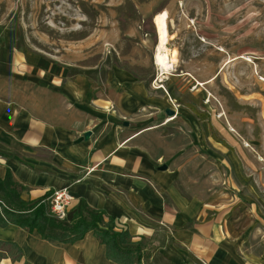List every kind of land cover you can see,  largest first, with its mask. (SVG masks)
<instances>
[{
  "label": "crops",
  "instance_id": "crops-1",
  "mask_svg": "<svg viewBox=\"0 0 264 264\" xmlns=\"http://www.w3.org/2000/svg\"><path fill=\"white\" fill-rule=\"evenodd\" d=\"M9 47L0 51V180L11 175L24 189L21 200L35 207L66 190L73 201L67 220L53 221L57 226L68 229L82 214L99 213L129 240L113 259L92 232L69 242L8 225L0 227V243L15 245L21 259L0 251V264H264L262 248L247 249V234L236 227L237 197L225 206L199 200L177 184L179 170L139 145L156 129L130 120L156 106L148 79L117 62L106 72L59 69ZM165 111L167 123L176 120ZM121 254L127 263L117 260Z\"/></svg>",
  "mask_w": 264,
  "mask_h": 264
},
{
  "label": "rangeland",
  "instance_id": "rangeland-1",
  "mask_svg": "<svg viewBox=\"0 0 264 264\" xmlns=\"http://www.w3.org/2000/svg\"><path fill=\"white\" fill-rule=\"evenodd\" d=\"M163 11L176 52L166 74L154 60ZM10 45L59 69L118 63L148 79L156 106L130 120L156 129L139 145L199 200L237 197L245 246L264 251V0H0V51Z\"/></svg>",
  "mask_w": 264,
  "mask_h": 264
},
{
  "label": "trees",
  "instance_id": "trees-1",
  "mask_svg": "<svg viewBox=\"0 0 264 264\" xmlns=\"http://www.w3.org/2000/svg\"><path fill=\"white\" fill-rule=\"evenodd\" d=\"M23 191V187L15 183L9 174L4 180H0V202L4 205V207L0 205V227L14 225L28 231L37 230L43 238H54L56 235L66 237L67 240L61 241L69 242L80 240L85 234L92 232L113 259L115 257L112 254H119V245H124L129 240L126 232H115L112 219L105 223L103 215L99 213L82 214L74 220L70 228L63 229L45 215L44 206L40 204L35 207L22 201L20 195ZM0 251L5 252L13 261L21 259L19 249L13 244L0 243ZM5 254L0 253V259ZM119 256L117 260L127 263L123 260L124 254ZM139 258L136 257V263H139Z\"/></svg>",
  "mask_w": 264,
  "mask_h": 264
},
{
  "label": "bare ground",
  "instance_id": "bare-ground-1",
  "mask_svg": "<svg viewBox=\"0 0 264 264\" xmlns=\"http://www.w3.org/2000/svg\"><path fill=\"white\" fill-rule=\"evenodd\" d=\"M168 14L162 12L154 18V25L157 31V46L155 50V65L160 68L163 74L168 73L174 65L175 51H170L167 45L172 40L173 36L168 33Z\"/></svg>",
  "mask_w": 264,
  "mask_h": 264
},
{
  "label": "built area",
  "instance_id": "built-area-1",
  "mask_svg": "<svg viewBox=\"0 0 264 264\" xmlns=\"http://www.w3.org/2000/svg\"><path fill=\"white\" fill-rule=\"evenodd\" d=\"M73 201L66 190L54 191L45 196L38 205L45 208V215L56 222L64 223L67 220V211Z\"/></svg>",
  "mask_w": 264,
  "mask_h": 264
},
{
  "label": "water",
  "instance_id": "water-1",
  "mask_svg": "<svg viewBox=\"0 0 264 264\" xmlns=\"http://www.w3.org/2000/svg\"><path fill=\"white\" fill-rule=\"evenodd\" d=\"M165 114H166L168 117H173V116L175 115L174 112H173V111H170V110H166V111H165ZM127 125H128L127 123H124V126H127ZM89 137H90V133L87 132V133L84 134V136H83L82 139L86 140V139H88ZM82 139H80L79 141H81ZM166 169H167L166 166H161V167L159 168V171H165Z\"/></svg>",
  "mask_w": 264,
  "mask_h": 264
}]
</instances>
